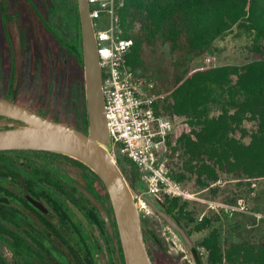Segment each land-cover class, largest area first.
I'll list each match as a JSON object with an SVG mask.
<instances>
[{"label": "flooded vegetation", "instance_id": "obj_1", "mask_svg": "<svg viewBox=\"0 0 264 264\" xmlns=\"http://www.w3.org/2000/svg\"><path fill=\"white\" fill-rule=\"evenodd\" d=\"M0 99L88 132L80 0H0ZM120 154L114 158L121 166L124 155ZM70 163L87 167L48 150H0V264H120L114 238L87 195L101 200L115 218L109 193L103 194L104 183L98 176L72 175L57 166ZM125 175L131 187L130 180L141 177ZM147 228L151 225L145 223L144 237ZM171 228L168 223L164 233ZM185 230L192 245L184 241L200 264L193 252L197 247ZM147 247L154 264H184L169 250L153 257ZM200 259L204 262L201 255Z\"/></svg>", "mask_w": 264, "mask_h": 264}, {"label": "trees", "instance_id": "obj_2", "mask_svg": "<svg viewBox=\"0 0 264 264\" xmlns=\"http://www.w3.org/2000/svg\"><path fill=\"white\" fill-rule=\"evenodd\" d=\"M116 10L122 37L132 40L128 64L137 72H155L156 114L183 118L167 152L181 165L171 169L166 161L170 176L181 181L193 175L200 186L217 181L219 170L264 177V0H116ZM231 30L250 37L259 57L189 70L190 57ZM124 159L138 170L126 153ZM163 198L165 210L181 224L189 214L186 204ZM209 223L205 218L197 228ZM146 231L159 255L166 251L155 228ZM199 244L208 251L203 262L194 249L200 264H264V243L223 248L213 230Z\"/></svg>", "mask_w": 264, "mask_h": 264}, {"label": "rangeland", "instance_id": "obj_3", "mask_svg": "<svg viewBox=\"0 0 264 264\" xmlns=\"http://www.w3.org/2000/svg\"><path fill=\"white\" fill-rule=\"evenodd\" d=\"M92 9L100 11V16L95 21L97 29H105L111 26L119 29V14L116 10V0H98L92 4ZM252 47L253 44L250 37L245 34H239L237 30H231L217 39L210 48L190 57L189 70L194 71L206 68L205 58L208 55L214 57L216 66L246 63L259 57V54L253 51ZM147 73H150L156 82L155 72L148 71ZM173 120L176 124V131L166 138L167 152H169L171 141L178 136L183 127V118ZM115 152L117 155L120 154L113 147V155L116 158ZM162 159L171 161V169H179L181 165V162L179 163L181 159L178 156L171 159L167 153H163ZM57 166L59 168L62 167V169L72 175L86 172L91 178H97V175L90 168L77 166L75 163H70L66 167L58 164ZM121 166L131 179L141 172V177L138 178L140 180H134L132 188L136 195L143 226L146 223L155 228L156 233L162 239L170 255L181 257L184 260V264H196L187 243L178 232L171 228V230L167 229L166 233H164V228L168 223L146 199V197L150 198L151 201L160 207L164 202L163 195L165 193L154 194L149 192L146 186L147 182L142 178L143 170L138 166V170H135L125 159L121 161ZM178 182L181 184L186 195H165L179 197L181 203L186 204L189 214L185 218H182L181 224L190 233L194 245L197 247L204 261L207 259L208 251L200 246L199 242L213 230L218 233L219 241L223 248H226L232 242L264 243V177H248L238 173L219 170L218 180L212 181L205 186H200L193 175H189ZM102 188L103 194L106 195L107 190L105 185ZM205 218L210 219V223L202 230H199L197 226ZM145 237L148 246L153 250V257L161 256L162 252L159 255V247L147 231H145ZM219 264H227V262L224 261Z\"/></svg>", "mask_w": 264, "mask_h": 264}, {"label": "water", "instance_id": "obj_4", "mask_svg": "<svg viewBox=\"0 0 264 264\" xmlns=\"http://www.w3.org/2000/svg\"><path fill=\"white\" fill-rule=\"evenodd\" d=\"M85 33V61L88 99V132L64 124L24 106L0 99V150L38 149L61 153L90 168L104 183L115 218L101 200L87 192L96 203L114 238L120 264H154L143 233L135 193L113 155V140L106 109L103 67L98 52L96 27L90 0H80ZM146 199L191 246L184 227L163 207Z\"/></svg>", "mask_w": 264, "mask_h": 264}, {"label": "built area", "instance_id": "obj_5", "mask_svg": "<svg viewBox=\"0 0 264 264\" xmlns=\"http://www.w3.org/2000/svg\"><path fill=\"white\" fill-rule=\"evenodd\" d=\"M97 1L90 0L91 4ZM92 16L99 18L100 11L92 9ZM96 34L100 59L106 68L103 86L114 149L126 153L143 170L150 192L186 195L162 159V154L167 153L166 138L175 133L176 124L155 112L153 102L159 97L153 92L155 79L128 64L126 55L132 40L122 37L120 29L111 26L97 29ZM205 62L207 67L216 66L210 55Z\"/></svg>", "mask_w": 264, "mask_h": 264}]
</instances>
